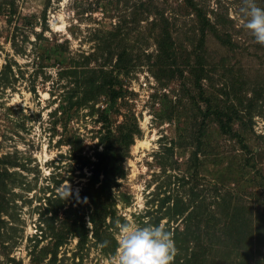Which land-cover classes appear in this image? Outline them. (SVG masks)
I'll return each mask as SVG.
<instances>
[{
	"label": "rangeland",
	"instance_id": "obj_1",
	"mask_svg": "<svg viewBox=\"0 0 264 264\" xmlns=\"http://www.w3.org/2000/svg\"><path fill=\"white\" fill-rule=\"evenodd\" d=\"M194 2L217 29L203 39L183 0H0V264H113L119 226L157 219L172 233L170 264H184L199 233L213 259L201 264H264V44L244 27L243 0ZM156 8L173 77L154 75ZM227 116L246 148L220 129ZM103 121L116 135L123 121L138 131L105 195L99 241L91 202L73 197ZM230 219L239 235L223 242Z\"/></svg>",
	"mask_w": 264,
	"mask_h": 264
},
{
	"label": "trees",
	"instance_id": "obj_2",
	"mask_svg": "<svg viewBox=\"0 0 264 264\" xmlns=\"http://www.w3.org/2000/svg\"><path fill=\"white\" fill-rule=\"evenodd\" d=\"M184 5L188 10H195L197 13V16L200 17L198 20L200 21V31L203 35H205L207 30H210L212 32H217L216 26L209 20V18L206 17L204 13L201 12V9H198L199 7L196 6L194 0H183ZM156 13L158 15V18L156 17V20L153 22L154 24L157 22V25L160 29L157 39V46H158V52L157 56L154 62V65L156 66L154 75L157 78H168L173 77L174 75V68H172V65L174 63L175 58V50L173 47V40L170 35V30L168 27V19L163 15L162 12H159V10L156 8ZM202 43V41H200ZM122 57H119L117 59L118 63L122 62ZM121 61V62H120ZM194 68V67H193ZM195 70L196 69H191ZM195 80H198L199 77H195ZM108 92H109V100H108V108L115 105L116 98L121 93L120 91V81L118 79V76L116 74H113L112 71L110 72L109 78H108ZM105 80V82L107 83ZM93 89L87 88L84 100H91L93 97ZM240 102V100H239ZM104 111V109L102 110ZM108 116L106 119L107 120ZM177 124L179 125V120L177 119ZM220 129L225 132L229 133L231 136L235 135L239 142L242 141V135L235 131L232 128V121L230 120V117L227 116V119L224 121H218ZM103 129H105V133L101 135L100 142L102 143V149L99 150L95 154L94 160H90V175L87 178L86 183L84 186L75 193L73 200H79L80 202H91L93 208L90 214V220L93 225V236L99 240L102 241V237L100 235V228L99 226L104 222V220L108 216V206L106 205L107 200L105 197L109 195V192L111 190V183L114 181V178L120 173H123V169L121 168V163L124 159V152H127L129 144L133 141V135L136 131H138L137 123L136 122H130L125 123L123 121L122 123H119L117 128V135L112 132V127L110 124H107L104 127V121L102 123ZM101 128V127H100ZM203 126L200 124L198 126L197 131H201ZM241 146L243 148H246V146L241 143ZM123 150V151H122ZM119 165V166H118ZM100 176H102V179H100ZM100 182V183H99ZM97 183H99L97 185ZM81 203V204H82ZM230 206V205H229ZM84 210V209H83ZM236 213L232 214L229 217L236 218L239 214L236 209H234ZM159 220V219H157ZM157 220L153 222L154 225L157 224ZM231 220V219H230ZM231 220V225L228 227L229 231L228 233H220L218 236L219 238H222L221 240L226 241L228 239L232 240V236H236L239 233L236 231L235 233L232 230H236L237 223L233 222ZM208 224V223H207ZM208 226V225H207ZM236 226V227H235ZM203 233H209L205 230ZM261 232L257 230L255 234L251 233V238L258 239L261 237ZM79 243L86 239L87 231L84 226V231L79 235ZM194 248L193 251L191 250V253L186 255L183 263L184 264H201V261H213V259H207L208 256L211 254V250L209 246H204V240L202 235L194 234ZM233 240H236L235 238ZM116 243H113L115 245ZM116 246V245H115ZM248 255L247 252L244 253V257Z\"/></svg>",
	"mask_w": 264,
	"mask_h": 264
},
{
	"label": "clouds",
	"instance_id": "obj_3",
	"mask_svg": "<svg viewBox=\"0 0 264 264\" xmlns=\"http://www.w3.org/2000/svg\"><path fill=\"white\" fill-rule=\"evenodd\" d=\"M240 14L244 17V27L258 43L264 44V7L258 6L256 0H243ZM64 191L67 199L70 190L65 187ZM118 248L113 264H170L175 252L172 233L163 225L121 224Z\"/></svg>",
	"mask_w": 264,
	"mask_h": 264
}]
</instances>
